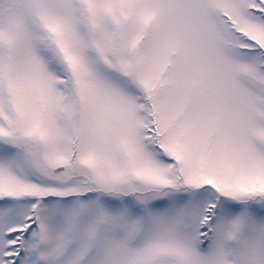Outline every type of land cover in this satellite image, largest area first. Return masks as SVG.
Returning <instances> with one entry per match:
<instances>
[{
	"label": "snow or ice",
	"instance_id": "1",
	"mask_svg": "<svg viewBox=\"0 0 264 264\" xmlns=\"http://www.w3.org/2000/svg\"><path fill=\"white\" fill-rule=\"evenodd\" d=\"M0 264H264V0H0Z\"/></svg>",
	"mask_w": 264,
	"mask_h": 264
}]
</instances>
